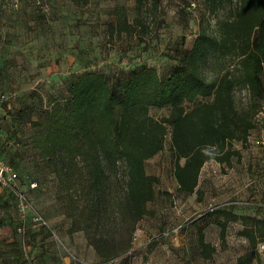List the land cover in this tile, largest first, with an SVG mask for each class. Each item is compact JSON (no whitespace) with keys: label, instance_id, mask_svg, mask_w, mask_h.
Instances as JSON below:
<instances>
[{"label":"trees","instance_id":"16d2710c","mask_svg":"<svg viewBox=\"0 0 264 264\" xmlns=\"http://www.w3.org/2000/svg\"><path fill=\"white\" fill-rule=\"evenodd\" d=\"M69 1L86 7L91 0ZM204 1L211 14L223 16H217L213 27L202 24L189 48L176 40L171 53L162 50L169 63L164 77L145 62L122 72L115 87L100 71L75 72L66 84L68 97L50 100L30 121L29 144L54 180L56 200L70 221L68 235L83 233L99 264L133 255L135 233L152 214L148 205L160 183L147 172L146 163L164 150L169 133L173 176L185 196L201 193L207 163L232 166L234 159H242L253 131L262 134L256 116L264 104V0ZM159 2L135 0L138 10L147 3L157 8ZM118 17L116 25H109L111 35L136 31L139 21L131 23L125 11ZM239 91L246 92L245 102L238 101ZM152 107H167L169 113L155 118ZM259 185L264 194L261 178ZM228 202L207 215L219 227L222 243L230 221L245 223L241 234L250 249L237 264H254L259 220L233 214L239 202ZM44 232L51 236L46 229L28 228L24 234L35 238ZM169 234L172 229L161 236ZM197 236L201 258L213 259L217 249L202 227ZM2 246L0 257L8 254L2 264L24 262L16 241Z\"/></svg>","mask_w":264,"mask_h":264},{"label":"rangeland","instance_id":"374dc122","mask_svg":"<svg viewBox=\"0 0 264 264\" xmlns=\"http://www.w3.org/2000/svg\"><path fill=\"white\" fill-rule=\"evenodd\" d=\"M123 11L131 23L139 21L136 31L111 35L109 25H116L118 12ZM217 16L221 18L223 13L211 14L204 0H160L157 8L147 3L141 10L135 0H91L86 7L69 0H0V95L9 97L0 110V156L18 173L33 208L45 216L65 248L58 247L45 232L35 238L30 233L19 234L15 226L21 215L16 200L1 187L0 247L4 242L20 244L22 264H73L68 250L86 264H99L83 233L68 235L70 221L56 200L54 180L29 144L30 121L50 100L68 97L66 84L75 72L100 71L115 87L122 72L145 62L164 77L169 63L162 50H169L176 40H183L189 48L201 25L213 27ZM245 94L237 93L240 103L245 102ZM168 113L167 107L150 108L158 119ZM260 134L253 131L251 141ZM252 142L244 147L242 159H234L230 167L207 163L201 174V193L185 196L177 191L173 176L169 133L164 150L146 163L147 172L157 175L160 183L156 199L148 205L152 214L139 223L135 233L133 255L108 264H237L238 257L250 249L241 234L245 223L230 221L222 243L219 227L207 215L212 205L233 199L239 202L233 214L259 220L258 243H263L264 194L259 185L263 152ZM31 183L38 184L37 188L30 189ZM181 226L173 234L161 236ZM198 227L217 249L211 260L199 255ZM256 252L259 258L254 264H264V251L258 246ZM7 256L3 253L0 264Z\"/></svg>","mask_w":264,"mask_h":264},{"label":"built area","instance_id":"2783aa9c","mask_svg":"<svg viewBox=\"0 0 264 264\" xmlns=\"http://www.w3.org/2000/svg\"><path fill=\"white\" fill-rule=\"evenodd\" d=\"M191 5L195 7V4L192 3ZM8 99L9 97L6 94L0 95V110L2 108V104ZM256 117L262 128V134L258 141V145L263 151L262 162L264 165V104L260 107ZM261 180L264 187V172L261 176ZM0 187L10 191L16 200V205L21 215L20 225L17 227L18 233L24 234L28 228L32 230L46 229L50 232L51 238L57 244V246L65 248V244L63 243L62 238L58 235L56 230H53L51 228L45 216H43L33 208L31 199L28 195V191L23 190L20 186L18 173L3 157H0ZM36 187V183H32L30 185V189H35ZM228 204H230V202H222L212 205L208 209V211L215 210ZM178 230L179 228H176V230L173 231L176 232ZM259 248L261 251H264V243L259 244ZM68 252L69 258L71 259L73 264H86V262L77 257L73 252H70L69 250Z\"/></svg>","mask_w":264,"mask_h":264},{"label":"crops","instance_id":"0c3cea01","mask_svg":"<svg viewBox=\"0 0 264 264\" xmlns=\"http://www.w3.org/2000/svg\"><path fill=\"white\" fill-rule=\"evenodd\" d=\"M261 137V136H260ZM260 137H259V139H260ZM256 138H252V141L255 143V144H258V141H259V139L258 140H255ZM238 147H240V146H238ZM211 162H213V161H211ZM214 162H216V161H214ZM217 163V162H216ZM218 164V166L219 167H222V165H220L219 163H217ZM203 170V169H202ZM202 174V173H201ZM201 181H204V179H201V176H200V183H201ZM141 244V243H140Z\"/></svg>","mask_w":264,"mask_h":264}]
</instances>
